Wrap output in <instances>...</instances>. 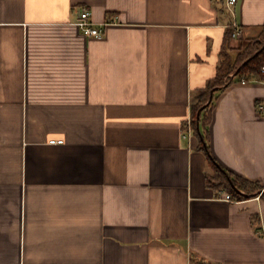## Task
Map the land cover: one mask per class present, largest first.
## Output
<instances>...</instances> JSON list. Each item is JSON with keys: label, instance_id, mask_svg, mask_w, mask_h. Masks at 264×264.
Masks as SVG:
<instances>
[{"label": "crops", "instance_id": "1", "mask_svg": "<svg viewBox=\"0 0 264 264\" xmlns=\"http://www.w3.org/2000/svg\"><path fill=\"white\" fill-rule=\"evenodd\" d=\"M103 34L76 25L82 10ZM0 0V264H264V79L194 92L264 25V0ZM61 140V143L50 141Z\"/></svg>", "mask_w": 264, "mask_h": 264}, {"label": "trees", "instance_id": "2", "mask_svg": "<svg viewBox=\"0 0 264 264\" xmlns=\"http://www.w3.org/2000/svg\"><path fill=\"white\" fill-rule=\"evenodd\" d=\"M262 65H264V25L261 33L249 39L234 57L224 52L215 75L206 82L204 87L194 92L190 106L191 123L193 132L198 134L203 143L215 92L225 88L236 78L264 79V74L260 73ZM199 110L200 112L197 114ZM208 181L214 185L222 186L234 199L253 197L261 189L257 183L229 175L220 167H216L215 174ZM231 184L236 190L232 188Z\"/></svg>", "mask_w": 264, "mask_h": 264}, {"label": "built area", "instance_id": "3", "mask_svg": "<svg viewBox=\"0 0 264 264\" xmlns=\"http://www.w3.org/2000/svg\"><path fill=\"white\" fill-rule=\"evenodd\" d=\"M235 3H236V0H225V8L231 15L230 22L228 23L230 35L234 39H240L242 37V28L234 19L233 6L235 5ZM76 25L80 28L82 33L85 34L86 36H93V37L99 38L103 34L105 23H100L99 25H93L89 19V12L83 9L79 14V19L76 22ZM260 73L264 74V65L260 67ZM240 82L244 83L245 80L241 79ZM258 109L264 110V107L262 105H259ZM185 124H186V130L183 133V137L189 136V133L191 132V121L189 118L187 119ZM50 142L51 143H61L62 141L58 140V141H50ZM263 192H264V188L259 190L258 195H261ZM218 197L227 202L236 201V199L232 198L230 194L225 193V192H220Z\"/></svg>", "mask_w": 264, "mask_h": 264}, {"label": "water", "instance_id": "4", "mask_svg": "<svg viewBox=\"0 0 264 264\" xmlns=\"http://www.w3.org/2000/svg\"><path fill=\"white\" fill-rule=\"evenodd\" d=\"M212 93H213V90L211 91V93H210V99H211V97H212ZM199 112H200V110L198 111V113L197 114H199ZM231 186H232V188L233 189H235L234 187H233V185L231 184ZM236 190V189H235ZM259 193V191L257 192V194Z\"/></svg>", "mask_w": 264, "mask_h": 264}]
</instances>
